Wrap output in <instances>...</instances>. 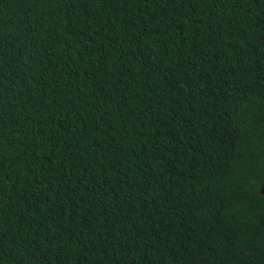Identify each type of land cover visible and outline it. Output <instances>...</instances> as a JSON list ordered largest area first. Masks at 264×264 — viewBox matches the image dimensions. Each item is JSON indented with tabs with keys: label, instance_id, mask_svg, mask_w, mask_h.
I'll use <instances>...</instances> for the list:
<instances>
[{
	"label": "trees",
	"instance_id": "1",
	"mask_svg": "<svg viewBox=\"0 0 264 264\" xmlns=\"http://www.w3.org/2000/svg\"><path fill=\"white\" fill-rule=\"evenodd\" d=\"M0 264H264V0H0Z\"/></svg>",
	"mask_w": 264,
	"mask_h": 264
}]
</instances>
